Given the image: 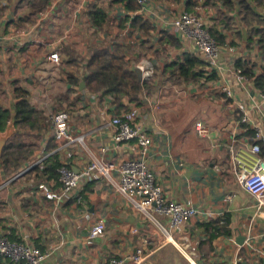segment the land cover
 Masks as SVG:
<instances>
[{"label": "crops", "instance_id": "1", "mask_svg": "<svg viewBox=\"0 0 264 264\" xmlns=\"http://www.w3.org/2000/svg\"><path fill=\"white\" fill-rule=\"evenodd\" d=\"M187 1L170 3L185 8ZM194 1L191 11L204 17L208 26L225 32L223 53L229 58L235 59L245 44L247 49L254 46L257 35L248 37V32L256 27L254 22L245 24L249 29L244 32L237 27L236 22L240 21L234 11H226L220 1L214 2L224 13L220 16L219 11L216 14L207 7L206 0ZM92 3L107 10L105 31H98L91 23L87 12ZM24 7L19 0H0V105L13 109L17 100L13 92L16 87L23 88L35 108L52 111L63 106L73 133L81 134L83 141L68 142L53 150L55 140L49 144L46 131L41 133L38 149L20 174L11 178L0 166V233L15 240L28 235L47 254L42 264H104L113 255L142 246V240L157 241L160 223L167 226V216L153 211L144 213L105 176L83 182L77 195L56 206L37 188L45 178L36 179L34 172L22 174L52 151H57L60 160L76 170L95 157L115 161L135 154L133 141L113 143L112 130L107 125L116 113L111 95L103 91L88 93L81 84L89 46L106 44L111 51L121 53L131 68L147 57L153 62V74L139 98L129 102L124 98V116L142 123L151 135L146 158L164 196L198 208V215L184 224L197 242V262L233 264L237 258L240 264H262L260 256L252 257L242 247L236 253L237 239L245 236L248 229L255 238L254 244L264 249V205H257L254 195L238 182L237 174L264 158V143L260 141L259 153L248 149L253 138L250 140L246 127L237 121L231 99L219 87V78L178 82L169 79L164 65L181 58L184 52L194 53L193 44L152 23L148 32L133 26L131 19L135 14L126 10L121 0H51L35 14ZM226 15L232 20L231 26L224 27L218 20ZM127 26L131 28L128 35L124 32ZM258 27L264 28V24ZM237 30L239 44L235 42ZM163 31L178 38L179 44L161 40ZM228 37H233L230 44ZM66 48L73 53H66ZM53 51L59 54L58 63L49 58ZM260 60L259 57L257 69ZM70 74L78 78L79 85L69 79ZM256 118L259 121L261 116L256 114ZM196 121L201 122L200 128ZM228 194L233 195L228 199ZM226 214L224 221L229 232L208 240L203 222ZM96 220L105 222L103 233L90 244L82 243L86 227ZM0 264L13 262L0 256Z\"/></svg>", "mask_w": 264, "mask_h": 264}, {"label": "built area", "instance_id": "2", "mask_svg": "<svg viewBox=\"0 0 264 264\" xmlns=\"http://www.w3.org/2000/svg\"><path fill=\"white\" fill-rule=\"evenodd\" d=\"M136 1L139 9L132 11L133 14L149 20L156 28L171 30L176 37L189 40L193 44L194 54L204 61L203 68L208 74L214 73L215 77L219 78L221 91L231 99L237 121L254 130L253 142L247 144V147L250 151L259 153L261 151L260 141L264 143V90L255 88L253 77L242 73L235 66L236 58H241L251 64L256 63L259 57L261 58L259 34H256L257 39L252 48H245V44L235 59L229 58L223 53V44L218 43L211 35L201 15L186 10L184 7L176 8L168 1ZM254 10L263 19L264 6L255 5ZM235 16L240 21L236 22L238 29L242 28L244 32H247L249 28L244 21L238 14ZM254 24L256 27L259 26L258 23ZM254 24L252 26H255ZM124 32L128 35L131 28L127 26ZM227 39V44H230L233 37ZM49 58L58 63L60 57L58 52L53 51L50 52ZM135 68L140 71L144 81H149L154 71L153 62L148 57L136 63ZM256 114L261 116L259 121ZM49 122L48 133L51 132L55 140L53 150H58L57 147L68 142L83 141L81 134L73 133L69 114L65 110L53 112ZM107 125L111 127V138L115 145L120 142L133 141L135 143L134 155L121 157L115 161L95 157L78 170L62 161L57 167V178L55 180L45 178L46 180L37 185L38 190L46 198L52 199L56 206H61L77 195L83 182L98 176H105L111 180L119 193L132 201L135 207L148 215L153 211L167 216L168 223L167 226L160 223V235L157 241L142 240V246L113 255L104 264H199L196 252L197 242L184 228L188 219L198 215V208L190 203L167 199L164 196V191L147 162V150L152 138L146 127L140 122L131 121L125 117L124 111L115 113L107 121ZM195 125L200 128L201 122L196 121ZM27 167H29L28 164L25 169ZM20 172L22 170L12 175L11 178L16 177ZM237 180L254 195L258 206L264 205V158H258L251 168L243 167L237 174ZM232 195L226 196L229 199ZM104 228L103 220L93 221L86 227L81 242L90 244L96 237L101 236ZM132 230L136 231V227ZM254 240L251 230L248 229L243 242L237 245L236 253L242 247L252 257L260 256L264 264V249L256 246ZM46 255L32 243L28 235H24L21 240H15L0 233V256L4 260L13 262V264H42ZM233 264H240V261L234 258Z\"/></svg>", "mask_w": 264, "mask_h": 264}, {"label": "trees", "instance_id": "3", "mask_svg": "<svg viewBox=\"0 0 264 264\" xmlns=\"http://www.w3.org/2000/svg\"><path fill=\"white\" fill-rule=\"evenodd\" d=\"M20 5L27 6L29 13H37L43 10L50 4L51 0H19ZM124 3V7L128 11H136L139 9V4L136 0H121ZM168 2H178L179 0H160ZM210 3L220 1L222 5H225L228 10L234 11L235 15H239L245 24L258 23L261 24V18L259 14L254 10L255 5H263L264 0H210ZM208 1H206L207 4ZM196 2L188 0L186 2L185 9L192 10V7ZM235 4L238 5V9H235ZM88 15L92 25L98 29V31H105L108 23L107 10L101 4L92 3L88 9ZM30 15L26 16L29 19ZM223 22L226 26H229L228 22L222 18L218 20ZM133 26H138L144 31H150L153 26L149 20L144 19L138 14H135L131 19ZM216 24V23H215ZM211 35L220 44L225 42V32L219 30L216 26H208ZM259 34L258 42L261 49V54L264 56V28H253L248 32V37L251 34ZM161 40H165L173 45H178L179 40L169 32H162ZM66 53H73L69 48H66ZM89 57L84 63L85 74L83 76L84 88L88 93H96L103 91L104 93L111 95L112 102L115 104V112L121 113L127 110L126 98L129 101L138 99L140 93L143 91L147 81L142 80L140 72L136 68L127 66L124 57L121 53L111 51L109 47L105 45H93L88 48ZM73 57V55H71ZM204 61L197 55L191 52H184L181 58L168 61L164 65V71L168 75L169 79L173 82L180 80L194 81L200 78H214L215 74H208L203 68ZM235 66L247 76L253 77V85L255 88L264 90V63L260 64L259 70L256 63L250 64L241 58L235 59ZM258 71H257V70ZM69 79L76 85L80 82L78 78L69 75ZM14 97L17 100L14 103L13 109L8 106L0 105V131L3 130L8 121L13 118L14 120V133L9 137L7 142L2 148L0 154V166L4 173L12 176L21 171L24 164H26L30 157L34 156L35 151L38 149V138L43 132L50 129V116L53 112L65 109L63 106H58L49 111L45 108H35L31 105L27 93L23 88L16 87ZM67 110V109H66ZM246 127V133L250 137V140L254 138V130ZM49 144H52L54 136L51 132L48 134ZM59 153L52 151L47 157L35 163L31 168L24 173L34 172V177L56 179L57 167L61 164ZM227 214L219 218L212 219L208 222H203V226L209 233L208 240L214 238L217 234L228 233L229 230L226 226ZM205 252L202 251V254Z\"/></svg>", "mask_w": 264, "mask_h": 264}, {"label": "rangeland", "instance_id": "4", "mask_svg": "<svg viewBox=\"0 0 264 264\" xmlns=\"http://www.w3.org/2000/svg\"><path fill=\"white\" fill-rule=\"evenodd\" d=\"M62 1H63V0H62ZM206 1H208V2H207V4H208L207 7L211 8V9H214V11L216 12V14H217V11H219V16H220V15H224V13H221V12H222L221 9L219 10V8H217L216 6H214V3H210V2H211L210 0H206ZM209 4H211V5H213V6H211V5H209ZM222 6L225 8L226 11L231 12L230 10H228V8H227L225 5H222ZM24 8H25V9H28L27 6H25ZM189 11H191V10H189ZM220 11H221V12H220ZM194 12H195V11H194ZM224 12H225V11H224ZM196 14L200 15V14L197 13V12H196ZM204 19H205V18H204ZM222 19L226 21L225 23L228 22L229 26H231V20H232V19H231V16L226 15V16H224ZM262 20H263V19H261V21H262ZM262 23H264V21H262ZM260 28H262V27H260ZM235 42H236L237 44L241 43L240 31H239V30L236 31V40H235ZM260 59H261V60H260V63H259V64H263V63H264V56H261Z\"/></svg>", "mask_w": 264, "mask_h": 264}, {"label": "water", "instance_id": "5", "mask_svg": "<svg viewBox=\"0 0 264 264\" xmlns=\"http://www.w3.org/2000/svg\"><path fill=\"white\" fill-rule=\"evenodd\" d=\"M140 72V71H139ZM141 75V74H140ZM82 86L84 85V82L81 83ZM13 118L11 119V123L8 124L5 128L4 131L0 132V154L3 148V145L5 144L7 138L11 135V133H13V131L15 130L14 124H13ZM244 236L241 235L239 236V238L237 239V243L241 244L243 242ZM197 253H199V249H196Z\"/></svg>", "mask_w": 264, "mask_h": 264}]
</instances>
